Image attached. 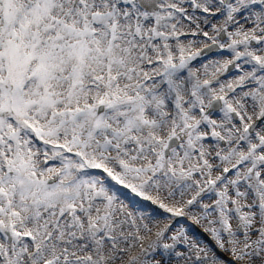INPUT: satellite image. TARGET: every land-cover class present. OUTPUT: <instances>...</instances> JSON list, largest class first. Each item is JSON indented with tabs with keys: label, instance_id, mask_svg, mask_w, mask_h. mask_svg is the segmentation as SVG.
I'll use <instances>...</instances> for the list:
<instances>
[{
	"label": "snow or ice",
	"instance_id": "6c2138e0",
	"mask_svg": "<svg viewBox=\"0 0 264 264\" xmlns=\"http://www.w3.org/2000/svg\"><path fill=\"white\" fill-rule=\"evenodd\" d=\"M0 264H264V0H0Z\"/></svg>",
	"mask_w": 264,
	"mask_h": 264
}]
</instances>
